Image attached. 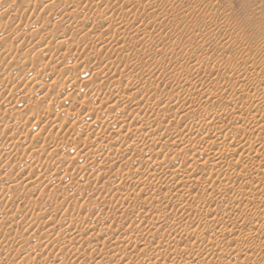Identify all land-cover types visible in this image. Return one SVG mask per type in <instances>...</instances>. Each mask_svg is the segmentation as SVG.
Instances as JSON below:
<instances>
[{"label": "rangeland", "instance_id": "obj_1", "mask_svg": "<svg viewBox=\"0 0 264 264\" xmlns=\"http://www.w3.org/2000/svg\"><path fill=\"white\" fill-rule=\"evenodd\" d=\"M255 127L264 0H0V264H264Z\"/></svg>", "mask_w": 264, "mask_h": 264}, {"label": "bare ground", "instance_id": "obj_2", "mask_svg": "<svg viewBox=\"0 0 264 264\" xmlns=\"http://www.w3.org/2000/svg\"><path fill=\"white\" fill-rule=\"evenodd\" d=\"M250 114H253V116H254V114H257V112H251ZM252 118H253V117H252ZM116 125H117V124L114 123V125H112V127L115 128ZM249 128H250V127H249ZM255 129H257V130L254 131V132H252V133H253V134L255 133L257 136L255 135L256 138L254 137L255 140H254L253 142H251V145L248 146V149H249V150H253V148H254L255 146H257V148H258V147H259V148L255 151V153H256V155H259V154L261 155L262 150H264V148H263V147H264V144H261L260 142H258L259 140H261V139H260L261 134H259L261 128H258V127L256 128V127H255ZM251 130H252V129H251ZM242 131H243V133H242L243 136L248 135V134L251 132L250 129H248V128H247V129H243ZM253 134H252V136H253ZM248 136H249V135H248ZM250 136H251V135H250ZM251 138H252V137H251ZM258 138H259V139H258ZM222 140H223V139H222ZM222 140H221V141H215V142L212 141L211 144H210V146L212 145L211 148H213L214 150L219 151V150H220V147L223 148L224 146L230 144V143H228L227 140H223V141H222ZM233 146H234V145H233ZM235 146H236V145H235ZM229 147H230V146H229ZM244 147H245V144H240V145L237 147V149L246 150ZM222 148H221V150H222ZM223 149H224V148H223ZM254 149H255V148H254ZM259 151H261V153H260ZM198 156H199V155H198ZM201 156H203V155H201ZM204 156H205V155H204ZM253 156H254V155H253ZM199 157H200V156H199ZM199 157H198V158H199ZM256 157H257V156H256ZM198 158H197V159H198ZM197 159H196V160H197ZM214 159H215V158H214ZM258 159H259V158H258ZM200 160H201V159H200ZM204 160H205V159H204ZM217 160H218V159H217ZM250 160H251V162H252V161L254 160V158H253V160L250 158ZM256 160H257V159L254 160V165L256 164L255 162L258 161V160H257V161H256ZM201 162H202V161H201ZM203 162H204V161H203ZM228 163H229V162H228ZM204 164H205V163H204ZM216 164H217V163H216ZM223 164H224V163H223ZM230 164H231V163H229V165H230ZM202 165H203V163H202ZM202 165H201V166H202ZM206 165H207V164H206ZM229 165H227V166H229ZM218 166H219V165H218ZM222 168H223V167H222ZM250 190H252V189H250ZM260 190H261V189H260ZM189 191H190V190H189ZM189 191H188V192H189ZM248 191H249V190H248ZM261 192H262V190H261ZM247 193H248V192H247ZM185 194H186V193H185ZM257 194H258V193H257ZM208 195H209V194H208ZM255 195H256V194H255ZM188 196H189V195H188ZM247 196H248V195H247ZM249 196H250V195H249ZM209 197H210V196H209ZM216 197H217V196H216ZM216 197H215V198H216ZM209 202H210V201H209ZM246 204H247V203H246ZM208 206H210V205L208 204ZM256 209H257V208H256ZM229 211H231V210H229ZM229 211H228V212H229ZM255 211H256V210H255ZM255 211H254V212H255ZM261 211H262V210H261ZM251 213H252V212H251ZM228 215H229V214H228ZM243 215H244V214H243ZM238 218H240V217L238 216ZM229 219H230V218H229ZM252 219H253V218H252ZM240 220H241V219H240ZM223 229H224V228H223ZM234 229H235V228H234ZM221 230H222V229H221ZM226 230H227V229H226ZM216 231H217V230H216ZM234 231H235V230H234ZM228 232H229V231H228ZM258 233H259V232H258ZM261 233H262V231H261ZM232 234H233V233H232ZM232 234H231V235H232ZM263 234H264V233H263ZM221 235H222V234H221ZM226 235H227V234H226ZM215 236H216V235H215ZM239 236H240V235H239ZM244 236H245V235H244ZM211 237H212V236H211ZM211 237H210V238H211ZM219 237H220V236H219ZM232 237H233V235H232L231 237L228 238V241H229V242H231V238H232ZM236 237H237V236H235V238H236ZM191 238H192V237H191ZM198 238H199V237H198ZM223 238H225V236H224ZM235 238H234V239H235ZM237 238H239V237H237ZM253 238H254V237H253ZM194 239H196V238H194ZM211 239H212V238H211ZM219 239H221V238H219ZM190 240H191V239H190ZM197 240H198V239H197ZM197 240L195 241V243L197 242ZM235 240H237V239H235ZM238 240H239V239H238ZM238 240H237V241H238ZM251 240H252V239H251ZM203 241H205V240H203ZM219 241H220V240H219ZM221 241H222V239H221ZM262 241H263V240H262ZM229 242L227 243V241H226L227 244H229ZM193 243H194V241H193ZM198 243H199V241H198ZM198 243H196V244H198ZM204 243H205V242H204ZM232 243H233V242H232ZM248 243H249V242H248ZM199 244H203V243H199ZM199 244H198V245H199ZM239 245H240V244H239ZM246 245H247V244H246ZM235 246H236V245H235ZM235 246H234V247H235ZM247 246H248V245H247ZM240 248H241V247H240ZM244 248H245V247H244ZM225 249H226V248H225ZM230 249H231V248H230ZM240 250H241V249H240ZM226 251H227V250H226ZM226 251H225V252H226ZM233 251H234V250H233ZM247 252H248V251H247ZM247 252H246V253H247ZM236 253H237V252H236ZM237 254H238V253H237ZM250 255H251V254H250ZM211 256H213V255H211ZM215 256H216V255H215ZM218 256H219V255H218ZM216 259H217V258H216ZM220 261H221V260H220ZM187 264H188V263H187ZM223 264H224V263H223Z\"/></svg>", "mask_w": 264, "mask_h": 264}]
</instances>
